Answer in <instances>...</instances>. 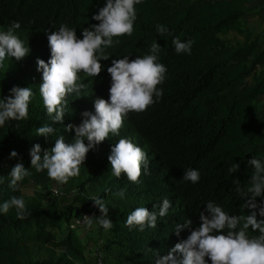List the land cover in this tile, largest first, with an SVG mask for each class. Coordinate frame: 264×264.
<instances>
[{
  "label": "trees",
  "instance_id": "trees-1",
  "mask_svg": "<svg viewBox=\"0 0 264 264\" xmlns=\"http://www.w3.org/2000/svg\"><path fill=\"white\" fill-rule=\"evenodd\" d=\"M246 2L141 0L135 5L137 18L132 35L113 37L119 43L105 50L111 57L101 61L103 68L98 77L78 74L86 87L81 96L73 93L67 97L63 123H53L39 92L42 72L37 70V59L47 61L51 56L47 31L67 24L82 38L84 27L99 23L91 17L106 0H0V31L19 21L21 28L16 34L31 50L24 59L8 57L0 66V98L9 95L14 86L29 87L33 92L28 118L6 121L0 127V204L13 195L24 198L25 185L48 188L53 182L47 170L36 172L31 168L30 149L39 143L43 153L60 135L71 142L75 131L68 132L64 126L79 125L86 110L94 113L97 97L108 99L111 76L107 68L113 59L128 56L133 60L151 54L150 45L157 42L161 45L157 62L167 68L165 80L158 85L163 97L144 112L129 113L120 135H110L90 150L80 165L79 176L71 178L81 191L104 200L113 227L105 231L95 222L91 228L73 227L87 211L101 215L93 204L59 210L29 200L25 203L31 215L23 220L14 208L6 214L0 212V264H76L70 255L87 250L86 233L91 230L104 262L156 264L157 256L167 255L190 234L184 229L177 236L175 225L191 218L193 227L198 226L199 211L208 201L221 205L229 214H247L233 181L246 183L252 172L248 161L254 156L264 158V110L258 102L264 94V77L256 74L257 67L264 64V45L252 39L244 17ZM158 24L168 29L164 37L156 31ZM231 30L245 37L243 45L231 48L225 44L220 35ZM175 37L193 41L191 54L175 51ZM251 76L258 78L254 85L248 83ZM46 123L56 131L48 137L36 135V129ZM121 137L131 139L148 154L151 174L142 168L139 184L128 181L126 174L117 178L111 173L108 157ZM12 151L18 156L10 158ZM17 163H23L31 175L19 182L21 190L13 191L8 175ZM235 163L240 168L230 174L228 169ZM188 168L199 170L197 183L182 179ZM122 189L124 197L115 195ZM165 198L170 199L172 207L166 217L158 218L155 229L146 227L141 232L125 226L127 215L135 208L151 211ZM257 201H264V195ZM249 234L257 235L251 230ZM34 247L48 249L51 259L34 260ZM56 248H65L66 252L57 255Z\"/></svg>",
  "mask_w": 264,
  "mask_h": 264
},
{
  "label": "clouds",
  "instance_id": "clouds-1",
  "mask_svg": "<svg viewBox=\"0 0 264 264\" xmlns=\"http://www.w3.org/2000/svg\"><path fill=\"white\" fill-rule=\"evenodd\" d=\"M139 3L141 0H106L104 6L91 17L99 23L84 27L82 38L78 37L76 29L67 24H61L55 31H47L51 56L47 61L38 58L37 70L42 72L39 92L50 121L63 123L67 97L73 93L81 96L86 85L80 82L79 73L95 78L100 75L103 68L101 61L111 57L105 50L119 43L113 37L132 35L137 18L135 5ZM20 28L21 23L13 21L6 31H0V66L8 57L20 61L30 53V48L16 34ZM156 31L162 37L168 33L165 25L158 24ZM172 43L178 54H191L193 41L175 37ZM160 50L161 45L153 42L150 45L151 54L137 56L133 60L128 56L113 59L107 68L111 76L108 99L97 97L94 113L86 110L79 125L64 126L68 132L75 131L71 142L60 135L55 139L54 146L43 150V153L41 145L34 144L30 149L31 168L36 172L47 170L48 177L59 184H66L70 178L79 176L80 165L84 164L88 152L110 135L119 136L129 113L144 112L163 97V89L158 85L165 80L167 68L157 62ZM9 92V95L0 98V127L6 121L28 118L32 89L14 86ZM55 131L56 128L46 123L36 129V135L48 137ZM17 156L16 151L10 153V158ZM108 160L113 176L120 178L126 174L133 184L140 183L142 168L146 174H151L148 154L126 137H121L112 146ZM248 164L252 168L250 179L246 183H241L239 179L233 181L235 192L243 201L242 209L247 210V214H229L221 205L208 201L206 208L199 211L198 226L193 227L191 218L175 225L173 230L177 236L184 229H188L190 234L177 242L167 255L157 256L156 264H208L209 260L211 264H264V201H257V197L264 195V158L254 156ZM239 168L240 164L235 163L228 171L233 174ZM30 175L23 163H17L8 175L9 187L13 191L21 190L19 182ZM182 179L197 183L200 172L194 168L185 169ZM52 195L59 196V190L52 189ZM115 195L124 197L125 191L122 189ZM89 200L93 201V206L99 209L101 215L84 214L83 220H77L76 224L82 223L91 228L95 222L105 231L111 229L113 221L109 219V209L104 200L99 196H90ZM171 207L172 202L168 198L155 204L151 211L147 207H137L127 215L125 226L138 228L141 232L146 227L155 229L158 218L166 217ZM13 208L21 220L31 215L22 196L13 195L0 204V212L5 214ZM249 230L257 235H250Z\"/></svg>",
  "mask_w": 264,
  "mask_h": 264
},
{
  "label": "rangeland",
  "instance_id": "rangeland-1",
  "mask_svg": "<svg viewBox=\"0 0 264 264\" xmlns=\"http://www.w3.org/2000/svg\"><path fill=\"white\" fill-rule=\"evenodd\" d=\"M246 14L244 17L247 19V27L251 32L253 40H258L264 45V0H247L246 2ZM221 38L224 40L225 44L231 48H236L243 45L245 37L235 30L228 31L227 33L221 34ZM257 76L264 77V64L257 67ZM257 76H251L248 78L249 84H256L258 81ZM260 107L264 110V94L260 96L259 100ZM58 189L60 192L59 196L52 195V189ZM91 192L81 191L80 186L73 179H69L66 184H59L53 181L48 188L40 185H35L30 183L23 187L24 200L40 202L42 205L48 208H55L63 210L69 206L81 209L85 207H90L92 201L89 200ZM95 227V225H93ZM92 226V227H93ZM94 231H88L87 242L89 247L85 252L77 251L71 254L72 258L76 264H98V256L100 255V244H97L93 239ZM114 252L117 249L113 250ZM56 254H63L66 252L65 248H56ZM34 260H44L51 259L52 255L50 251L45 248L34 247L33 251Z\"/></svg>",
  "mask_w": 264,
  "mask_h": 264
},
{
  "label": "built area",
  "instance_id": "built-area-1",
  "mask_svg": "<svg viewBox=\"0 0 264 264\" xmlns=\"http://www.w3.org/2000/svg\"><path fill=\"white\" fill-rule=\"evenodd\" d=\"M84 214H87V215H89V216H93V215H95V213L94 212H92V211H87V212H85ZM83 214V215H84ZM77 220H83V216H80L79 218H77ZM76 220V221H77ZM75 226H78V225H81V226H83V224L81 223V224H74ZM98 261H99V264H110V263H106V262H104L103 261V259H102V255L100 254L99 255V259H98Z\"/></svg>",
  "mask_w": 264,
  "mask_h": 264
}]
</instances>
